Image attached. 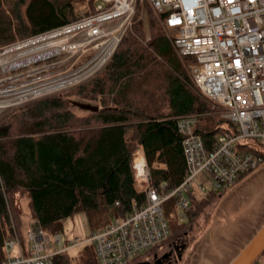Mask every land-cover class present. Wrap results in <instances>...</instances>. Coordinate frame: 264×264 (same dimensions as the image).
<instances>
[{"label":"trees","instance_id":"16d2710c","mask_svg":"<svg viewBox=\"0 0 264 264\" xmlns=\"http://www.w3.org/2000/svg\"><path fill=\"white\" fill-rule=\"evenodd\" d=\"M10 1L12 25L19 39L87 16L99 2ZM12 40L0 42V46ZM192 60L176 54L160 20L145 3L137 10L131 30L95 75L0 113V260L10 219L24 244L16 203L21 192L29 198L31 219H36L48 235L59 234L63 221L77 212H84L89 225L97 230L111 223L114 212L124 215L133 205L143 203V195L135 191L132 180L137 148L144 151L153 186L160 189L163 184L165 190H171L186 171L178 119L196 118L194 132L207 150L217 135L234 129L222 109L194 86L187 71ZM73 101L91 104L96 110L79 114ZM252 172L240 175L236 183ZM194 192L186 193L189 209L185 222L179 223L176 217L177 197L163 204L168 238L133 261L188 235L206 204L226 191ZM116 202L119 207H115ZM220 232L222 236L228 231ZM84 250L78 264H97L93 247ZM74 262L67 251L53 257V264Z\"/></svg>","mask_w":264,"mask_h":264},{"label":"built area","instance_id":"2783aa9c","mask_svg":"<svg viewBox=\"0 0 264 264\" xmlns=\"http://www.w3.org/2000/svg\"><path fill=\"white\" fill-rule=\"evenodd\" d=\"M143 2L160 20L176 54L193 58L187 71L194 86L222 109L234 129L217 135L207 150L194 132L196 118L178 119L186 171L171 190L153 186L142 150L137 149L132 180L143 195L142 205H133L124 215L114 212L110 224L77 243L93 247L97 264H131L164 242L169 228L163 204L177 197L176 217L184 222L186 193L196 181H205L195 186L197 193L226 191L264 161V0H99L87 16L0 46V113L93 76L131 29ZM85 52H92L90 59L72 71ZM64 244L60 234L48 235L36 219L30 220L22 244L10 219L0 264H53L55 255L76 246Z\"/></svg>","mask_w":264,"mask_h":264},{"label":"rangeland","instance_id":"374dc122","mask_svg":"<svg viewBox=\"0 0 264 264\" xmlns=\"http://www.w3.org/2000/svg\"><path fill=\"white\" fill-rule=\"evenodd\" d=\"M142 4L141 10L145 2ZM12 17L11 1L0 0V42L19 39L12 25ZM91 56L92 52L82 53L76 64H73L72 71L85 64ZM75 60L73 59L72 61L75 62ZM72 105L79 114H83L93 107L91 104L75 101L72 102ZM147 166L150 170V166L148 164ZM204 182V179L195 182L194 193H197L195 186ZM207 184L208 182L205 186ZM197 194L199 195V193ZM16 203L22 234L25 237L31 220L30 201L27 193L21 192L17 197ZM263 223L264 162L255 171L228 189V191L217 194L216 198L206 204L193 229L185 236L190 243V250L184 264H227L247 238ZM223 225L225 227L226 225H232L235 229L228 226L226 227L228 231L226 235L219 236L220 231L226 230L225 227L221 228ZM94 231L95 228L89 225L84 212H77L63 221L62 231L59 234L62 239V245H65L64 243L76 244V246L67 250L68 256L74 258V264H78L82 260L85 252L84 248L91 246L84 243L77 245V243L89 239ZM236 233H239V235ZM168 243L170 242L161 246L157 252L163 251ZM263 262L264 253L256 260L257 264H263Z\"/></svg>","mask_w":264,"mask_h":264},{"label":"flooded vegetation","instance_id":"af4514ba","mask_svg":"<svg viewBox=\"0 0 264 264\" xmlns=\"http://www.w3.org/2000/svg\"><path fill=\"white\" fill-rule=\"evenodd\" d=\"M190 243L187 238L181 237L170 241L161 252H155L131 264H184L189 254Z\"/></svg>","mask_w":264,"mask_h":264},{"label":"water","instance_id":"95a60500","mask_svg":"<svg viewBox=\"0 0 264 264\" xmlns=\"http://www.w3.org/2000/svg\"><path fill=\"white\" fill-rule=\"evenodd\" d=\"M95 111L96 108H90ZM264 251V223L228 264H252ZM144 264V263H138Z\"/></svg>","mask_w":264,"mask_h":264},{"label":"crops","instance_id":"0c3cea01","mask_svg":"<svg viewBox=\"0 0 264 264\" xmlns=\"http://www.w3.org/2000/svg\"><path fill=\"white\" fill-rule=\"evenodd\" d=\"M154 165H156V164H154ZM156 166H158V167H163L162 165H156ZM256 231H257V230H256ZM256 231H255V232H256ZM255 232H253V234H254ZM236 234L239 235V233H236ZM253 234H252V235H253ZM252 235H251L249 238H247V240L242 244V246L238 249V251L234 254V256H233L232 258H234V257L237 255V253H238V252L243 248V246L249 241V239L252 237ZM237 248H238V247H237ZM232 258H231V259H232ZM231 259L229 260V262L231 261ZM229 262H228V263H229ZM228 263H227V264H228Z\"/></svg>","mask_w":264,"mask_h":264},{"label":"bare ground","instance_id":"6f19581e","mask_svg":"<svg viewBox=\"0 0 264 264\" xmlns=\"http://www.w3.org/2000/svg\"><path fill=\"white\" fill-rule=\"evenodd\" d=\"M134 21V20H133ZM132 24H133V22H132ZM131 27H132V25H131ZM131 30V29H130ZM129 30V31H130ZM139 148H141V147H139ZM139 148H137V149H139ZM136 149V150H137ZM136 150L134 151V153L136 152ZM141 150H142V153H143V157L145 158V154H144V151H143V149L141 148ZM134 153H133V156H134ZM146 160V159H145ZM149 164V163H148ZM255 171V170H254ZM118 210H119V208H118ZM152 249V248H151ZM150 250V249H149ZM148 251V250H147ZM146 252V251H145ZM96 258V257H95ZM132 262H134V261H132ZM254 263V262H253Z\"/></svg>","mask_w":264,"mask_h":264}]
</instances>
